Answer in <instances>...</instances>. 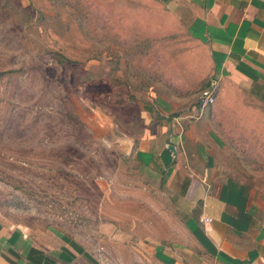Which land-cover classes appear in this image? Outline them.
<instances>
[{"label": "rangeland", "instance_id": "374dc122", "mask_svg": "<svg viewBox=\"0 0 264 264\" xmlns=\"http://www.w3.org/2000/svg\"><path fill=\"white\" fill-rule=\"evenodd\" d=\"M196 50L156 0H0V221L157 264L172 195L125 148L156 132V98L201 95L174 79Z\"/></svg>", "mask_w": 264, "mask_h": 264}, {"label": "crops", "instance_id": "0c3cea01", "mask_svg": "<svg viewBox=\"0 0 264 264\" xmlns=\"http://www.w3.org/2000/svg\"><path fill=\"white\" fill-rule=\"evenodd\" d=\"M156 1L197 47L176 70V86L190 70L215 100L156 98V132L132 145L148 183L173 199L178 231L153 248L154 260L264 264V0ZM0 264L100 262L69 235L39 237L0 221Z\"/></svg>", "mask_w": 264, "mask_h": 264}, {"label": "built area", "instance_id": "2783aa9c", "mask_svg": "<svg viewBox=\"0 0 264 264\" xmlns=\"http://www.w3.org/2000/svg\"><path fill=\"white\" fill-rule=\"evenodd\" d=\"M200 96L204 104L211 105L214 103L215 93L213 91L204 90L201 92ZM205 221H208V219H205Z\"/></svg>", "mask_w": 264, "mask_h": 264}, {"label": "water", "instance_id": "95a60500", "mask_svg": "<svg viewBox=\"0 0 264 264\" xmlns=\"http://www.w3.org/2000/svg\"><path fill=\"white\" fill-rule=\"evenodd\" d=\"M132 145H133V144H132ZM131 148H132V146H131V145L129 146V144H128V146H127L125 149H126L127 151H130V152H131ZM169 150L174 151L173 148H172L171 146L169 147Z\"/></svg>", "mask_w": 264, "mask_h": 264}]
</instances>
